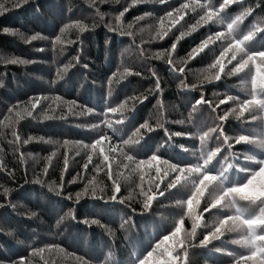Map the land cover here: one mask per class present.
I'll list each match as a JSON object with an SVG mask.
<instances>
[{"label":"trees","instance_id":"trees-1","mask_svg":"<svg viewBox=\"0 0 264 264\" xmlns=\"http://www.w3.org/2000/svg\"><path fill=\"white\" fill-rule=\"evenodd\" d=\"M0 3L5 9L0 14V83L3 85L0 87V161L5 165L0 168V205H4L0 207V262L13 264L24 258L25 264H45V261L79 264L76 257H83L88 264H139L165 235L171 236L181 220L180 233L171 236L154 252L152 264L168 259L164 249L173 255L177 251L181 253L176 264H234L233 256L246 254L245 247L233 243L242 239L244 231L228 230L238 222L229 221L219 239L200 244L221 219L235 215L232 208L204 212L218 191L215 184L209 186L198 206L193 203L191 214L186 203L193 191L190 182L178 184L163 196L157 194L145 209L140 172L117 169L116 164L123 159L120 156L123 148L139 159L156 154L161 160L182 167L194 165L200 158L199 136L220 124L233 146L228 149L222 139L216 138L217 134H212L206 147L211 150L221 147L213 164L217 169L234 165L228 172L229 181L246 182L247 173L240 169L256 165L245 156L264 157V149L255 144H236L235 139L240 135H248L253 140L264 136V112L253 108L237 118L239 101L250 98V76L221 73V78L216 80L218 70L211 65L233 37L242 40L250 31L252 39L242 47L264 50V2L259 7H255L257 0L232 3L219 13L223 22L214 17L213 21L200 24L197 22L208 11L202 6L210 4L213 10H219L223 0H167L164 4L144 0L135 5L131 0H119V3L116 0L103 3L100 0H27L26 3L21 0L19 6L17 0H0ZM181 4L189 7L177 14L174 10ZM126 7L128 11L117 20ZM250 7L252 13L229 34L227 23ZM168 12H173L176 19L164 20L167 35L160 39L157 33L162 27L161 19ZM52 13L57 19L52 18ZM254 26L262 30L254 31ZM81 27L87 30L81 31ZM37 33L44 38L31 40ZM182 33L185 35L181 36ZM217 33H223L224 39L209 43L194 58H189L193 48ZM57 35L61 36V43L53 47ZM45 38L49 45L42 41ZM173 43H176L175 50L171 49ZM162 52L165 55L156 58ZM232 54L229 51L227 58ZM236 55L239 60L242 53L237 51ZM12 59L30 63L12 64L9 62ZM236 62L228 65L225 73ZM36 68L41 70L35 71ZM157 79L159 91L155 90ZM229 95L237 99L212 110ZM145 96L147 99H143ZM201 96L212 107L206 103L197 105ZM36 97L41 102L33 116L17 117L16 112L29 107L28 101ZM130 97L139 99L129 100ZM125 101L128 103L121 112H107L110 107L119 108ZM89 108L91 112L87 111ZM225 113H228L227 119L219 121L218 116ZM45 115L52 118L44 119ZM106 119L124 122L114 124L117 129L114 134L103 123ZM145 122L155 130L147 133L139 144L124 145L123 140L133 138L136 128ZM13 131L21 141L32 139L17 147L9 143L13 140ZM101 135L111 140L98 145L95 152L84 147ZM112 144L117 148L109 153ZM101 148L104 154L114 157L113 172L123 174L119 178L113 176L119 179L120 185L116 200L109 199L112 180L104 171H95L93 164H89L87 171L83 169L89 155L94 163L102 160L98 155ZM142 167L143 187L147 191L149 176L156 175L155 169ZM166 167L161 165V171ZM37 180L41 183H35ZM166 183L160 184L161 190ZM151 187L153 192L157 191L155 183ZM5 189L9 190L7 195ZM78 193H82L79 199ZM236 200L247 215H259L258 204L238 197ZM193 217H200L199 223L207 225L197 228L195 239L190 236ZM180 241L187 248L186 259ZM40 248L45 251L34 252ZM230 252L233 256L228 255Z\"/></svg>","mask_w":264,"mask_h":264},{"label":"snow or ice","instance_id":"snow-or-ice-1","mask_svg":"<svg viewBox=\"0 0 264 264\" xmlns=\"http://www.w3.org/2000/svg\"><path fill=\"white\" fill-rule=\"evenodd\" d=\"M21 0H17V6H19V3ZM22 2L26 3L27 0H22ZM101 3L104 2V0H100ZM117 3H119V0H116ZM144 2V0H131L132 5H135L136 3ZM153 2H158L161 4H164L167 2V0H153ZM241 0H223V4L221 5L219 10H213L211 5H203L202 7L208 8V11L205 13L204 16L201 17V20L197 22V24H200L201 22L207 23L208 21H213L214 17L217 18L218 22H223V19L220 18L219 13L223 11L224 8L228 7L232 3H240ZM264 2V0H257V3L255 7H259L260 3ZM188 4H181L180 8L175 9L174 11L179 14L183 9L188 8ZM4 5L0 3V14L4 11ZM128 11V8L126 7L124 11L119 13V16L116 17L117 20L122 18L125 14V12ZM253 11V8H248L245 10L244 13H242L240 16H237L235 20H232L231 22L227 23V29L229 34L233 33L235 31V26H238L244 19L245 16L250 15ZM99 14V13H98ZM143 17H138L137 19H142ZM182 18V17H181ZM166 19H176L174 17L173 12H168L164 18L161 19V29L158 31L157 36L160 39H163L164 35H167V31L163 29L164 20ZM178 22V21H177ZM216 22V21H214ZM81 31L87 30L84 27H81ZM195 30V26L194 29ZM262 29L259 28V26H254V31H261ZM5 32H9L8 29L4 30ZM63 32V29H62ZM11 35H17L16 32H11ZM122 34H131V33H122ZM22 36V34H20ZM185 35V33H182L181 36ZM44 37H41L40 34H34L31 36V40H37L42 39ZM155 38V37H154ZM61 36L57 35L55 37V40L53 41V47H56V45L61 43ZM224 39L223 33H217L215 37L209 36L206 40L202 41L200 45L193 48L191 52L188 54L189 58H194L195 55L199 54V52L203 51L204 48H206L209 43H213L216 40H222ZM252 39V32L250 31L247 35L243 36V39L241 40L238 37H233V41L229 43V45L223 49V51L220 52V55L216 58L214 63L211 65L212 68L217 69V73L215 75V79L219 80L221 78L220 74L224 73L226 75H238L240 73H245L246 75L250 76L251 79V91L249 93L250 98L244 99L243 101H239V116H242L245 111H250L253 108L258 109L261 112H264V50H250L249 47L247 50H245L242 45L244 42L249 41ZM176 43H173L171 46L172 50H175ZM229 51H232V55L230 58H227V54ZM239 51L242 53L239 60H237L236 52ZM165 55V53H159L156 58H162ZM227 58V59H226ZM226 59V62H225ZM257 59H259V63H257ZM237 61L235 65H233L228 71L225 73V69L228 65L232 64L233 61ZM12 64H27L30 63L29 61L23 60V59H12L9 61ZM78 62V58H77ZM171 62V61H170ZM251 65V66H250ZM254 67V71H253ZM247 70V72H246ZM181 72H183V69H180ZM139 75V73H137ZM155 75V73H153ZM2 83H0V87H2ZM187 87V86H186ZM155 90H160V82L157 79ZM44 100H47L48 97H44ZM59 99V98H57ZM139 98L136 97H130L129 100H137ZM143 99H147V97H143ZM236 97H233L231 95L227 96L225 99H221L219 101V104H217L215 107L212 108L213 111H216V108L220 106V104H225L227 101L230 100H236ZM41 102L39 97L31 98L28 101L29 107H25L20 111L16 112V116L23 119L26 117H32L33 111L37 108L39 103ZM142 103L143 100H140ZM128 101H125L124 104H121L119 108H112L110 107L107 112L108 113H118L121 112L123 108L127 105ZM206 103L209 104V107H212L211 102L206 101L203 96L196 102L197 105ZM135 107V105H133ZM195 110V106H194ZM9 113L11 114L13 109L10 108ZM88 112H91L92 109H87ZM232 112H236V109H232ZM107 115V113H105ZM228 113H225L224 115L218 116L219 121H224L227 119ZM44 119H51L52 117H49L45 115L43 117ZM126 119V117H125ZM253 119H256V117H253ZM264 119V118H262ZM124 122L123 119H116L115 121L106 119L103 123L106 127L109 129H112L113 133L115 134L117 132V129L114 128V124H122ZM162 126V125H161ZM144 130L142 132L141 130ZM147 122L139 125V127L136 128L135 132L133 133V138H129L128 140H123L124 145H130V144H139L141 140L145 139V135L147 133H150L154 131ZM217 134V139H222V144L227 146L228 149L232 148V143H230L229 138L225 136L223 127L220 124H217L216 127L209 128L207 131H204L200 136L199 140L201 143V149H200V158L198 162L191 166H184L182 167L178 163H169L167 160H161V157L153 154L148 159H139L137 155L129 154L128 152H125L123 148H120V156L123 157L119 161V163L116 164V168H124V169H130L133 172L139 171L140 172V189L141 193L144 195L145 199L143 202V206L145 209L149 208L151 206V202L157 198V194L159 196L165 195V192L167 190L176 188L178 184L184 182L188 183L190 182L193 188V191L191 192V196L187 200V207L188 212L191 214L193 209V203L195 202L198 206L200 203V200L204 198L205 192L208 190L209 186L212 184H215L216 189L218 191L216 192V195L213 196L211 203L204 208V212L211 211L212 209H216L218 212H223L225 208H232L235 210V215L233 216H227L224 219H221L217 226H215L214 230L209 232L208 235H205L203 240L200 241V244L206 245L211 242V239H219V237L223 234L222 229L229 224V221L238 222L234 223L233 226L229 227V231H235L237 229H242L244 231V235L241 240L233 241L235 244H241L243 247H245L248 251L246 254L241 253L239 255L233 256V254L230 252L228 253L229 256H233L234 264H264V157H260L258 159H254L251 156H245L246 160H253V163L256 165V167L252 168H241L240 171L247 173L246 182L237 183V182H230L229 181V169L234 167V165H229L228 167H221L220 169L216 168V165L213 164V160L217 155L221 152V147H216L215 150L208 149L206 147V141L208 139L212 138V134ZM174 135H180L179 133H176ZM13 140L9 141V143L15 144L17 147L20 146V144H27L32 139L31 137L29 139H25L21 141V137L16 131L12 132ZM111 137L107 135H101L99 139H97L93 144L85 145V148H91L93 152L96 151L98 145H102L106 141H110ZM236 144H255L259 148L264 149V136L259 137V139L253 140L250 139L248 135H240L238 138L235 139ZM117 146L112 144L108 148L109 153H114L116 151ZM2 151V149H0ZM99 156H102V160L99 162L94 163L92 155H89L87 158V161L83 164V169L85 171L88 170L89 164H93L94 170L97 172L104 171L105 175H107L109 180H112L111 190L112 195L109 197L110 200H116L117 199V193L120 192V185H119V179H113V176L115 175L117 178L122 177V173L119 171L113 172L112 164L115 162L114 157L110 155L104 154V149L101 148L99 153ZM20 159L23 160L24 156L21 154ZM49 163L51 158L49 157ZM155 162V164L153 163ZM219 163V161H217ZM147 165L149 168L155 169V176H149V187L147 191H145L143 184L145 181L144 176V169L142 166ZM161 165H167L166 169L164 171H161ZM5 167L2 161H0V168ZM68 167V159L67 156H65L64 159V170L66 171ZM45 173L47 172V168L44 169ZM215 172L216 175H213L212 173ZM11 175V173H9ZM174 174V175H173ZM159 179L160 182H156V180ZM61 181H63V176H61ZM164 181H167L165 188L161 190L160 184ZM74 182V181H73ZM35 183L39 184L41 181L37 180ZM155 183L156 192L152 191L151 184ZM63 187V184L61 183V188ZM8 189L4 190V194L7 195ZM149 193H152L149 195ZM59 195V193H57ZM86 194V193H83ZM82 193L77 194V199L80 198ZM92 195L95 197L96 193L95 191L92 192ZM236 197L239 198V200L242 201H248L252 204H258L259 207V215H247L244 210L238 206ZM71 198V197H69ZM123 202V201H121ZM4 205H0V207H3ZM34 216L35 213H32ZM202 215V213H201ZM200 217H193V225L192 230L190 233V236L195 239L196 236V230L198 227H207V225H201L199 223ZM92 223H98V221H92ZM183 225V220L180 221V226H177L175 230L171 233V236H176L181 231V226ZM171 236L165 235L163 237V240H161L158 244L155 245V247L152 248L151 251L147 252V255L139 260V264H152V257L154 252L161 247L162 244H164L166 241H168ZM180 247L183 249V254L186 259L187 257V248L184 245L183 241H180ZM45 249L40 248L38 250H34V252L43 253ZM165 252H167V260L160 261V264H176V261L180 259L181 253L176 252L175 255H173L172 251H168L167 249H164ZM163 255V253H161ZM76 260L79 262V264H88L87 261L84 260L83 257H76ZM0 264H3V262H0ZM13 264H25V259L20 258L18 261H14ZM45 264H47V261H45Z\"/></svg>","mask_w":264,"mask_h":264},{"label":"rangeland","instance_id":"rangeland-1","mask_svg":"<svg viewBox=\"0 0 264 264\" xmlns=\"http://www.w3.org/2000/svg\"><path fill=\"white\" fill-rule=\"evenodd\" d=\"M52 18L57 19V16H55V15L52 13ZM42 41L45 42L46 45H49V44H50L49 40L46 39V38L43 39ZM39 69H40V68H36L35 71H36V70H39ZM40 70H41V69H40Z\"/></svg>","mask_w":264,"mask_h":264}]
</instances>
